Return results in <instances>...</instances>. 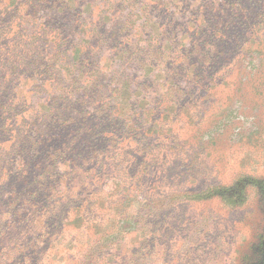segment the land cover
Listing matches in <instances>:
<instances>
[{
	"label": "rangeland",
	"instance_id": "rangeland-1",
	"mask_svg": "<svg viewBox=\"0 0 264 264\" xmlns=\"http://www.w3.org/2000/svg\"><path fill=\"white\" fill-rule=\"evenodd\" d=\"M27 1H6L15 20ZM222 1L36 0L35 19L59 27L41 52L80 82L64 111L62 93L40 90L43 71L16 96L33 153H12L25 129L0 122V264H264V0ZM143 5L152 38L140 46L156 68L122 71L99 13L115 28ZM154 21L187 45L157 58ZM235 195L238 207L225 202Z\"/></svg>",
	"mask_w": 264,
	"mask_h": 264
},
{
	"label": "trees",
	"instance_id": "trees-1",
	"mask_svg": "<svg viewBox=\"0 0 264 264\" xmlns=\"http://www.w3.org/2000/svg\"><path fill=\"white\" fill-rule=\"evenodd\" d=\"M6 1L7 0H0V108L3 109V113L0 109V122L2 125H7L9 122H11V120L17 121L19 122L18 126L25 129L21 130V132L19 133L21 139L17 141L15 146L13 145L14 150L12 153L20 152L21 155L26 156L30 153H33V149H37V147L35 141L31 136L32 130L26 131L25 120L22 117H13V115H19L18 113L13 115L10 114L12 109L14 108V101L16 96H19V98H21V101H18V105L21 106L23 104V98L26 97L29 92H34L35 90L32 88V86L34 85L35 76L38 72L43 71L46 76L42 81H40V90L43 92H46L48 90L50 92L53 91L54 94L62 93L60 95V99L61 101L66 102H61L59 98L54 96L53 98L58 99L61 102L59 104H62L63 111L69 108L72 109L75 106L76 102H73V98H70L68 96L76 94L75 92H72L70 90H73L75 88V85L79 84L80 77L77 73L74 72L73 68L65 66L64 61H61V63L59 64L57 60H54V56L56 55L55 53L44 54L41 52L42 47H46L51 44L48 38L44 37L42 34L45 33L47 35H57L56 32H58L59 27H57V25H54L53 27V23H51L49 24V28L44 29L43 24L39 23L37 19H35L37 8H39V5L35 3L36 0H33V3H31L32 0H30L27 1V3L23 4V7H27V10H29L30 8L32 11L28 14L27 19H24L23 16H19V18L18 16H16L18 18L17 20L14 19L13 11L8 10V7L5 5ZM38 1L41 3L42 0ZM132 1H134V3H137V0ZM197 1L198 0H191V3L188 4V8L192 11H197L200 7V4L198 5V8L194 7ZM225 2L227 4L229 3L228 1L216 0V3L219 5H222ZM30 3L31 5L29 6ZM202 4L203 3L201 2V5ZM116 8L118 9L119 7L117 6ZM143 9L144 10L142 11V13H140L142 14L141 16H138L137 14L135 15L131 12L126 14L125 17L120 16L119 21H117V27L115 28L113 27L116 24L113 23L112 18H109L111 21L109 20V22H107L106 24L104 23V17H102L101 15L103 13H99L100 23H102L103 25L102 29H106L107 31H109V35H111L110 38L113 41L111 43V46L113 45V48H110L109 50L112 54V62L115 65H120V67H122V71L129 70L131 68L134 69L133 71L143 68H151L155 70L156 68V65L146 62V44L140 46V43L151 41L152 38H150L151 34H146L149 28L144 24L149 22V20L143 17V14H147L149 8L148 6L143 5ZM121 11H123V9L120 10V12ZM203 16V13H200V15L198 13V15L193 18L192 22L194 25H196V27L200 22V18H202ZM80 19H82V17ZM137 20L139 22L142 21L144 25H142L141 23V25H137ZM66 25H68V21ZM153 25L159 27L161 30L160 36L154 40L156 41V47H158L159 49L157 58L166 55V53L163 51L165 43L169 44V46L171 47L169 49L170 51L176 44H178L180 47L187 45L184 43L182 44V42H178L179 39L177 40V38H179V36H176V38L174 39L164 38L167 32L171 29L172 24L170 25L167 23H161L160 21H154ZM28 27H31L32 29ZM34 29H37L38 32L41 31V33L37 36L35 33L36 30ZM49 31H51V33ZM98 33L103 38H106L108 36V34L106 35L105 31L98 30ZM100 36L99 40L101 38ZM134 39H136L137 43L136 45L132 46L131 41ZM97 45L100 52H103V49H101L102 44L100 43V41ZM63 52L64 50L62 51V53ZM130 58L131 61L136 60L137 63H130ZM96 68V71L98 73H101V71L103 70V67L100 63H97ZM130 82L131 81H123L122 86L126 83L129 84ZM88 84L90 85L91 83L88 81ZM27 107H30L29 104L24 108H20L22 109V111L26 112ZM47 107L48 113H53L58 108L54 103L49 104V106ZM8 116H10V118H7ZM40 117L41 121L38 122V127L43 128L40 130V132L38 131L37 138L39 139V142H42V134H46L47 123L43 122V116ZM80 117L81 115L77 116V121L80 120ZM29 140L33 142V144H31ZM28 144H31L32 148H26L29 147ZM69 144L72 145V143ZM69 144L67 145V150H70L71 148ZM67 150L65 151V149L63 150L62 148L58 149V151H61L63 154H66V156H69ZM70 163H72V161ZM239 198V195H235L234 197L225 199V202L228 205L238 207L240 205ZM15 225L16 224H10L7 226L10 233L18 231L15 228ZM7 240L12 244L18 243L19 241V239L15 240L14 238Z\"/></svg>",
	"mask_w": 264,
	"mask_h": 264
}]
</instances>
